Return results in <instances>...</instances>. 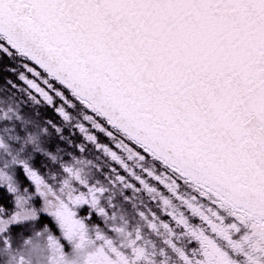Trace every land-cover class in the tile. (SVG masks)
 <instances>
[{
  "label": "snow or ice",
  "instance_id": "obj_1",
  "mask_svg": "<svg viewBox=\"0 0 264 264\" xmlns=\"http://www.w3.org/2000/svg\"><path fill=\"white\" fill-rule=\"evenodd\" d=\"M0 264H264V0H0Z\"/></svg>",
  "mask_w": 264,
  "mask_h": 264
}]
</instances>
